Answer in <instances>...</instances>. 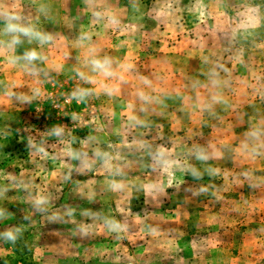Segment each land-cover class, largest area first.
<instances>
[{
  "label": "rangeland",
  "instance_id": "1",
  "mask_svg": "<svg viewBox=\"0 0 264 264\" xmlns=\"http://www.w3.org/2000/svg\"><path fill=\"white\" fill-rule=\"evenodd\" d=\"M240 125L264 0H0V264H264Z\"/></svg>",
  "mask_w": 264,
  "mask_h": 264
},
{
  "label": "crops",
  "instance_id": "2",
  "mask_svg": "<svg viewBox=\"0 0 264 264\" xmlns=\"http://www.w3.org/2000/svg\"><path fill=\"white\" fill-rule=\"evenodd\" d=\"M226 12V11H225ZM248 107V106H247ZM246 106L241 107L242 114L245 112L243 109L248 111ZM250 109V108H249ZM248 113V112H246ZM243 121V119H242ZM246 123V122H245ZM250 127L248 125L241 126L240 130L244 132V135L240 141H238V146L234 145L231 140V135H228L226 141H230V150H221L219 154V158L221 159V163L216 164H224L226 166H234V165H244L250 167L254 173L251 172V178H257L259 184H264V138L254 135L249 132ZM236 138V137H235ZM238 150V152H236ZM223 151L225 153L223 154ZM215 164V163H214ZM250 169V171H251ZM233 170V169H232ZM264 185L261 186L260 189H263ZM261 191V190H260ZM264 194V189L261 191ZM259 194V193H258ZM260 196V195H259ZM261 202L260 205H264V197L259 198Z\"/></svg>",
  "mask_w": 264,
  "mask_h": 264
},
{
  "label": "clouds",
  "instance_id": "3",
  "mask_svg": "<svg viewBox=\"0 0 264 264\" xmlns=\"http://www.w3.org/2000/svg\"><path fill=\"white\" fill-rule=\"evenodd\" d=\"M9 30L10 31H21L25 35L33 34L31 29H29V28H22V27H19L18 25H14V24H10L9 25ZM34 35L39 36L41 38V42H46L47 40L50 39V37L44 36L43 34H40V33H35ZM37 55L38 54L36 52H32L31 53V58L32 59H35L37 57ZM92 63L94 65V67H99L100 66L99 65V61H93ZM9 236H11V233H9Z\"/></svg>",
  "mask_w": 264,
  "mask_h": 264
},
{
  "label": "trees",
  "instance_id": "4",
  "mask_svg": "<svg viewBox=\"0 0 264 264\" xmlns=\"http://www.w3.org/2000/svg\"><path fill=\"white\" fill-rule=\"evenodd\" d=\"M73 1V0H70ZM51 97L46 96V98L43 100V105L45 104V107L47 108V112L51 113L54 109L52 108L53 102ZM74 136L77 137V133H74ZM72 259L76 260L77 262L81 263V264H99L101 261H91V260H86V261H82L81 259H79L78 257H72ZM102 264H107V263H102ZM108 264H113V263H108Z\"/></svg>",
  "mask_w": 264,
  "mask_h": 264
}]
</instances>
